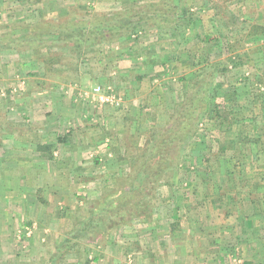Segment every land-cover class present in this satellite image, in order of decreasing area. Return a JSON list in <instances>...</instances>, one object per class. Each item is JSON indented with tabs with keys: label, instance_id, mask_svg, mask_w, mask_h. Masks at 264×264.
Segmentation results:
<instances>
[{
	"label": "rangeland",
	"instance_id": "374dc122",
	"mask_svg": "<svg viewBox=\"0 0 264 264\" xmlns=\"http://www.w3.org/2000/svg\"><path fill=\"white\" fill-rule=\"evenodd\" d=\"M67 1L71 2V0ZM91 1L82 0L78 3L77 0H73V5L67 8L64 15H67L73 8L81 12L85 9V3L89 6L92 5L100 13H112L118 8L115 6L117 4H123L127 8L140 2L152 0H94L92 3ZM175 2L176 0H173V3L180 7L178 11L174 5L175 19L180 17L185 8L190 9V14H192L189 21L178 18V22L171 30V34H177L176 36L181 40L180 45L176 44L174 36L158 38L155 30L139 34L140 47L147 53L154 54L153 51L157 47V50H161L160 55L166 56L168 59L166 68L159 65V67L156 66L157 68L145 69L141 64L143 58H140L139 63L132 59L137 64H134V68L130 71L132 65L128 61L131 60V57L122 56L124 53L127 54L128 48L122 47L118 42L107 46V49H112L115 53V55L113 54L115 59L113 58V63L108 68L105 69V65L99 63L100 56L96 57L90 54L87 56L88 60L79 64V72L68 71V79H65L67 81L61 80L60 75H58L59 80L44 75L39 78H29L28 69L23 61L30 60L29 52L0 55V58L4 57L2 61L0 59V134L3 136L5 133L2 128L8 130L16 128L20 134L22 131L24 136L33 141L39 142V139H42V134L37 136L30 130L27 131L31 126L37 127L39 124L28 121L29 118L24 119L22 115H20L21 118H16V113L23 111L22 108L18 110V107L23 103L26 106L31 105L32 108L36 107L38 111H49L46 116L51 115L52 108V111L72 112L79 108L88 115L92 113L101 115L100 119L115 113L125 120L126 115L128 118V121H125V130H122L121 126L117 124L114 125V122H110L109 126L113 130L110 129L112 132L108 131L107 136L99 133L98 129L101 126L92 122V129L97 131L90 136L94 138L95 147L109 135L111 136L108 139L116 138L117 144L114 146L109 140L106 141L107 150L100 151L98 156H95L99 159V163H95V158H92L88 153H83L84 164H87L85 166L87 172H85L91 176L88 179L89 182L84 183L85 185L70 183L71 198H73L71 200L75 202L73 209L68 205L58 204L54 206L55 210L46 217V221H40L39 215L34 214L31 220H27L28 218L25 217L19 219V222H14L13 229L8 225L9 231L3 230L8 222L3 218L0 220V264L48 263L51 256L56 254L55 245L61 241L62 232L69 229L70 222L67 217L76 211L81 213L87 201L93 202L102 197L107 191L106 189H112L114 179L118 180L128 172V162L115 159L110 146L116 147L121 141L123 142L121 146L124 145L122 151H124L127 141L135 132H143L140 139V144H143L147 135L145 132L154 128L166 127L170 116L175 112L173 110L176 104L184 96L189 85L188 81H181L183 77L192 78L197 75L196 78H193V82L200 81V79L208 80L209 85L214 87L213 99L222 105L220 112L226 115L227 110L232 109L241 113L242 117L241 122L236 121L231 126H221L219 121L213 119L215 100H210L209 110L199 116L194 136L187 139L182 145V161L178 167L169 172L167 182H161L159 186L155 218L170 223L175 217L174 223L177 219L180 226L182 218L177 217L176 214L178 215L179 212L180 215H185L181 211L192 208L191 205L195 209L209 205L210 193L213 196L215 190L220 186V188H223L222 186H225V189L228 188L231 194L236 192L237 196L240 195L239 198L250 196L256 199L264 196V190L262 191L264 187V145L258 147L253 142L251 154L243 157L240 162L235 160L234 150L239 143L254 141L259 135L262 136L264 142V52H257L258 48L264 45V41L256 44L249 38L253 25L264 26V0H185L181 3ZM57 16L58 12H54L45 19H54ZM197 21L200 24L194 28L193 25L194 23L198 24ZM6 24L13 23L8 19ZM6 24H0V29ZM207 30L219 34L220 41L212 45L202 42L200 38ZM20 34V30L15 33L17 36ZM56 50L65 56L69 55L65 49ZM181 54L187 58L178 60L177 56ZM71 60L73 61L72 57L69 61ZM124 70H129V72H122ZM37 71L41 74L44 72L39 67ZM136 72L150 77V80H146L145 84L142 87L139 85L137 89L130 87L129 84H123V75L127 73L128 76L136 77ZM77 76L80 79L78 82H74L73 80ZM208 76L209 79H207ZM45 82L50 84H44ZM98 85L106 88L107 95L116 100L114 105L92 103L91 94L94 87ZM135 87L138 86L135 85ZM58 92L62 93L66 99H62L61 104L56 103V106L53 102L48 104V98L55 94L59 96ZM26 106L23 108L25 112ZM151 108H154V111H150ZM138 113L147 115L150 119L148 126H144L145 130L143 131L138 128V126H143L136 118ZM71 117L66 119H61L62 116L60 118L51 117L49 122H46L48 124L47 145H56L55 152H59L61 146L78 139V135H81V130L85 127L90 129L87 127V120L80 121V118H76L75 115ZM64 137H67L66 142H59L58 139ZM91 138L86 137L84 140L90 142ZM208 152L212 155L211 163L205 161V155ZM54 156L56 157V155ZM213 162L218 164L216 170L220 171L221 169L220 173H214ZM89 194L93 195L89 196ZM68 199L69 195H67ZM259 201L261 200L259 199ZM261 203L264 206V201ZM64 214L66 215L64 216ZM7 218L9 217L7 216ZM11 218L12 216H10ZM182 229L180 227L179 230L178 228L175 230L182 234ZM1 230L5 232L1 233ZM122 230L115 232L120 233L119 236H121L123 235ZM109 237L111 238L112 235L101 240L99 244L88 247V259L91 260V264L96 261L94 258L98 254L97 249L102 253L104 248L99 247L105 245L104 241H108ZM83 259L84 255L71 254L57 259L54 264H83ZM222 264H235V262Z\"/></svg>",
	"mask_w": 264,
	"mask_h": 264
},
{
	"label": "trees",
	"instance_id": "16d2710c",
	"mask_svg": "<svg viewBox=\"0 0 264 264\" xmlns=\"http://www.w3.org/2000/svg\"><path fill=\"white\" fill-rule=\"evenodd\" d=\"M80 1L82 2L77 0L78 3ZM184 1L176 0L175 3ZM85 5L84 11L80 12L73 8L67 15H58L54 19L42 18L33 24L3 25L0 29V55L29 52L30 66L27 67L31 70L27 73L29 78H39L44 75L58 79L60 75L61 80L67 81L65 79H68V71L79 72V64L88 60L87 56L90 54L100 56L99 63L105 65V69L108 68L115 59L113 56L115 53L114 50L107 49V46L118 42L122 47L128 48L129 52L131 51L134 59L143 58L141 63L145 69H152L159 65L166 68L168 61L166 56L158 57L147 53L140 47L139 34L155 30L158 38L174 36L176 44L180 45L181 40L176 36L177 34H171V30L178 22V18L189 21L192 16L190 9L185 8L180 17L175 19V10L179 11L180 7L175 5L173 0L140 2L127 8L123 4H117L115 6L118 8L112 13H100L92 5L89 6L87 3ZM199 21H197L198 24L194 23V28L200 24ZM18 30L21 31L20 36L15 35ZM249 38L256 44L264 41V26L253 25ZM220 39L219 34L208 30L204 31L200 38L207 45H212ZM56 49H65L70 56H65ZM257 52H264V45H261ZM180 56L182 55H179L178 60L182 59ZM71 57L74 62L69 61ZM184 58L187 57L184 55ZM38 67L44 70L43 74L37 71ZM196 76L181 79V81H188L189 85L184 96L176 104L173 110L175 112L170 116L166 127L145 132L147 135L143 144H140L143 132H135L127 141L124 151H122L124 145L121 146L123 143L121 141L116 147L110 146L115 159L128 162V172L118 180L114 179V186L112 189H106L102 197L93 202L87 201L81 213L76 211L67 217L70 222L69 229L62 232L61 241L55 245L56 254L51 256L47 264H54L57 259L71 254L84 255L83 264H91V260L88 259L89 246L99 244L115 231L135 222L150 223L154 220L158 207L159 186L161 182L169 179V172L178 167L182 161V145L194 136L200 114L209 110L210 100L214 98L212 95L214 87L209 85L206 79L193 82ZM139 78L142 80L144 76ZM79 79L77 76L73 81L78 82ZM92 80L95 79L92 78ZM213 100H215L213 119L219 121L221 126H231L236 121L241 122V113L228 109L224 115L220 112L222 105L216 99ZM58 140L64 143L67 137ZM253 142L258 147L264 145L261 135L254 141L239 143L234 149L237 162L251 154ZM38 150L45 151L49 158L54 160L57 149L56 145H38ZM211 158L212 155L208 152L205 155V161L211 163ZM94 161L99 163L98 158ZM213 166H215L214 173L221 172V169L216 170L217 163L213 162ZM96 259L97 256L94 260Z\"/></svg>",
	"mask_w": 264,
	"mask_h": 264
},
{
	"label": "crops",
	"instance_id": "0c3cea01",
	"mask_svg": "<svg viewBox=\"0 0 264 264\" xmlns=\"http://www.w3.org/2000/svg\"><path fill=\"white\" fill-rule=\"evenodd\" d=\"M72 1L68 3L67 0H0V24H6L8 19L12 23L33 24L39 18L41 19V15L43 18H49L54 12L64 15L67 8L73 5ZM160 51L156 47L153 52L161 57ZM126 52L127 54L124 53L122 56L131 57L128 61L132 65L130 69L128 66L131 71L134 64H137L132 59L138 63L139 59H134L131 51ZM181 55L183 59L184 55ZM0 59L2 61L4 57ZM23 61L25 67L29 68L30 60ZM129 70L122 72L128 73ZM127 73L123 75V84H129L135 89L139 88V85L142 87L146 80H150V77L142 73L136 72V77L128 76ZM140 74L144 76L142 80H139ZM58 94L59 96L56 94L50 96L48 104L53 102L56 106V103L61 104L62 99H66L62 93L58 92ZM92 103L97 102L92 101ZM24 106L26 104L23 103L18 107V110L22 108L23 111H18L16 118H21L20 115H22L24 119L29 118L28 121L39 124L37 127L31 126L27 131L30 130L37 136L42 134V139H39V142L33 141L24 136L22 131L20 134L16 128L10 130L2 128L5 135L0 134V220L3 218L8 222L3 227L5 231H9L10 227L13 229L12 224L19 222V219L26 217L27 220H31L34 214L39 215L40 221H46V217L55 210L54 206L58 204H65L73 209L75 202L71 200L73 198H71L70 183H77V185L82 183L83 185L89 182L88 179L91 176L86 173L87 164H84L83 153H88L95 158L100 151L107 150V140L114 146L117 144L116 138L108 139L111 136L109 135L95 147L94 138L90 136L97 131L92 129V125L95 123L100 125L99 133L107 136L108 131L113 130L109 126L110 122H114V125L117 124L125 130V121H128L127 115L126 120L119 117L118 113L100 119L101 115L95 113L88 115L79 108L76 109L78 113L76 111H52V108L51 115L46 116L49 111H38L36 107L32 108L28 105L25 112ZM149 110L154 111V108ZM74 115L80 118V121L87 120V127L90 129L86 127L82 129L81 135H78L79 138L61 146L59 152H55L54 160H51L48 153L38 150V145L48 144L46 136L48 124L46 122H49L51 117L60 118L62 116L61 119H66ZM136 118L143 124L138 128L145 130L144 126H148L150 119L147 115L139 113ZM83 137L91 138L92 144H88L90 142L84 140ZM220 187L215 190L213 196L210 193L209 205L199 209L191 205L192 208L181 211L185 215H180L178 212L176 216L182 218L181 222L178 220L180 226L177 219L174 223L175 217L171 221L173 223L164 222L160 218L157 220L154 217L151 224L135 222L124 227L122 237L119 236L120 233L114 232L105 245L99 247L104 248L102 253L97 249V259L93 264H222L224 262L264 264V206L261 203L264 201V196L257 197L256 200L242 195L247 198L245 200V198H239L240 195L237 196L236 192L231 194L228 188L227 190L224 188L225 186ZM67 195L70 200H67ZM92 195L89 194V196ZM10 216H12L11 219ZM13 219L15 221L12 222ZM180 227L183 228L182 234L178 232ZM176 228L178 230H175ZM3 232L1 230V233ZM114 234L116 235L113 237Z\"/></svg>",
	"mask_w": 264,
	"mask_h": 264
},
{
	"label": "built area",
	"instance_id": "2783aa9c",
	"mask_svg": "<svg viewBox=\"0 0 264 264\" xmlns=\"http://www.w3.org/2000/svg\"><path fill=\"white\" fill-rule=\"evenodd\" d=\"M91 99L94 102H97L99 104H112L114 105L116 103V100L113 97H110L106 93V88L103 86H96L93 89V92L91 94Z\"/></svg>",
	"mask_w": 264,
	"mask_h": 264
}]
</instances>
